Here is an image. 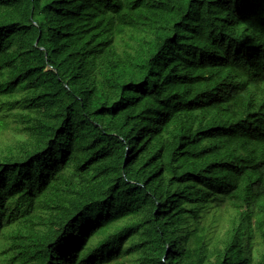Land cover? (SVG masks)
I'll list each match as a JSON object with an SVG mask.
<instances>
[{"label":"trees","instance_id":"trees-1","mask_svg":"<svg viewBox=\"0 0 264 264\" xmlns=\"http://www.w3.org/2000/svg\"><path fill=\"white\" fill-rule=\"evenodd\" d=\"M6 134L0 264H264V0H0Z\"/></svg>","mask_w":264,"mask_h":264},{"label":"rangeland","instance_id":"rangeland-1","mask_svg":"<svg viewBox=\"0 0 264 264\" xmlns=\"http://www.w3.org/2000/svg\"><path fill=\"white\" fill-rule=\"evenodd\" d=\"M62 98H63V100L65 101V102H67L68 101V97L66 96V95H62ZM9 139H10V135H8V134H6V135H4V136H2L1 138H0V140L2 141V142H4V143H6L7 141H9Z\"/></svg>","mask_w":264,"mask_h":264}]
</instances>
